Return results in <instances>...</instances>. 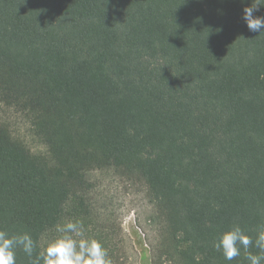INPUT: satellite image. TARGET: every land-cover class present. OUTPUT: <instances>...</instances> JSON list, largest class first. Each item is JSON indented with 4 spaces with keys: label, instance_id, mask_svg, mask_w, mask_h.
I'll return each instance as SVG.
<instances>
[{
    "label": "trees",
    "instance_id": "obj_1",
    "mask_svg": "<svg viewBox=\"0 0 264 264\" xmlns=\"http://www.w3.org/2000/svg\"><path fill=\"white\" fill-rule=\"evenodd\" d=\"M252 2L0 0V230L28 233L34 259L79 221L123 264L112 175L147 193L155 264H249L214 244L233 225L255 240L264 223ZM16 264H30L20 248Z\"/></svg>",
    "mask_w": 264,
    "mask_h": 264
},
{
    "label": "clouds",
    "instance_id": "obj_2",
    "mask_svg": "<svg viewBox=\"0 0 264 264\" xmlns=\"http://www.w3.org/2000/svg\"><path fill=\"white\" fill-rule=\"evenodd\" d=\"M244 2V0H242ZM264 0H253L250 7L243 8L242 19L249 31L264 34V16H254ZM61 235L52 239L46 248L35 256L36 244L28 233L9 235L0 230V264H16V249L20 248L30 258V264H111L107 249L95 238H82L83 224L68 221L58 228ZM77 237H81L77 239ZM214 247L221 252L226 261H232L245 252L249 264L264 262V223L257 226L255 240L245 233L239 225L222 233ZM258 249V254L249 251Z\"/></svg>",
    "mask_w": 264,
    "mask_h": 264
},
{
    "label": "rangeland",
    "instance_id": "obj_3",
    "mask_svg": "<svg viewBox=\"0 0 264 264\" xmlns=\"http://www.w3.org/2000/svg\"><path fill=\"white\" fill-rule=\"evenodd\" d=\"M13 122L15 118L12 117ZM19 122L20 132L26 135V126ZM105 193L118 208L124 245L123 264H155L157 226L152 221L153 206L145 189L127 184L112 175L105 177Z\"/></svg>",
    "mask_w": 264,
    "mask_h": 264
}]
</instances>
